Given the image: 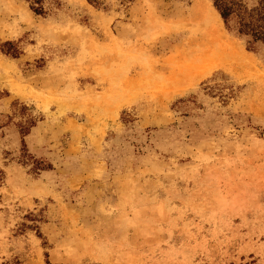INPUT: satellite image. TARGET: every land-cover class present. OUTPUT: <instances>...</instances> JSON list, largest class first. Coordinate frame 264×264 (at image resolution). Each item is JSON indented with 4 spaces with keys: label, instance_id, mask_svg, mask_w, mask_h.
<instances>
[{
    "label": "rangeland",
    "instance_id": "1",
    "mask_svg": "<svg viewBox=\"0 0 264 264\" xmlns=\"http://www.w3.org/2000/svg\"><path fill=\"white\" fill-rule=\"evenodd\" d=\"M35 6L0 0V264H264V44L213 0Z\"/></svg>",
    "mask_w": 264,
    "mask_h": 264
},
{
    "label": "trees",
    "instance_id": "2",
    "mask_svg": "<svg viewBox=\"0 0 264 264\" xmlns=\"http://www.w3.org/2000/svg\"><path fill=\"white\" fill-rule=\"evenodd\" d=\"M41 2L33 0L37 4L33 7L37 13L43 12ZM213 5L227 27L235 30L239 36L249 37V45L258 42L264 44V0H257L252 6L245 0H213ZM249 49L253 48L249 46Z\"/></svg>",
    "mask_w": 264,
    "mask_h": 264
},
{
    "label": "bare ground",
    "instance_id": "3",
    "mask_svg": "<svg viewBox=\"0 0 264 264\" xmlns=\"http://www.w3.org/2000/svg\"><path fill=\"white\" fill-rule=\"evenodd\" d=\"M208 19L209 20H214L215 22H216V24H217V20H218V25H215L216 26V28H218V26H220V23H222V20H221V17H220V15H219V13L216 11V10H214L213 9V12H209L208 13ZM214 25V24H213ZM220 37H221V35H220ZM223 39V38H222ZM223 41V40H222ZM218 43V42H217ZM223 43V42H222ZM224 45V47H226L227 49H230V51H231V56H229V57H227V55L229 54V53H227V52H222V50L223 49H221V46L220 45H216L215 46V48H213V49H211V50H205V51H209V52H211L209 55H208V57L207 58H209V59H212V60H215V61H219V62H221V61H224V60H233V59H231V58H239V59H241L242 57H243V52H242V50L239 48V47H236L235 45H233V44H230V45H227V44H223ZM204 51V52H205ZM208 54V53H207ZM205 58L206 57H204L203 59H199V60H204L205 61ZM206 58V59H207ZM225 62V61H224ZM223 62V63H224ZM228 63V62H227ZM194 69V68H193Z\"/></svg>",
    "mask_w": 264,
    "mask_h": 264
}]
</instances>
